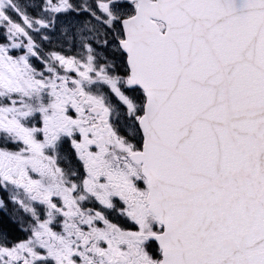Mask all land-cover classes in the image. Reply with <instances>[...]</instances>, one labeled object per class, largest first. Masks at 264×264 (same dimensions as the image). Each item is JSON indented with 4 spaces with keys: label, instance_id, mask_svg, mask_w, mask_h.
Instances as JSON below:
<instances>
[{
    "label": "snow or ice",
    "instance_id": "obj_1",
    "mask_svg": "<svg viewBox=\"0 0 264 264\" xmlns=\"http://www.w3.org/2000/svg\"><path fill=\"white\" fill-rule=\"evenodd\" d=\"M0 264H264V0H0Z\"/></svg>",
    "mask_w": 264,
    "mask_h": 264
}]
</instances>
